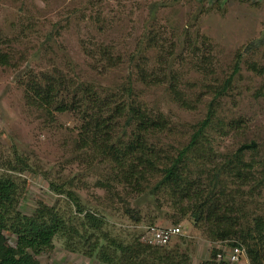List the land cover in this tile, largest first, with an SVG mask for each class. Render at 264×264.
I'll return each mask as SVG.
<instances>
[{
    "label": "rangeland",
    "instance_id": "374dc122",
    "mask_svg": "<svg viewBox=\"0 0 264 264\" xmlns=\"http://www.w3.org/2000/svg\"><path fill=\"white\" fill-rule=\"evenodd\" d=\"M0 31L9 39L4 49L13 56L10 65H0V172L12 174L20 183L18 208L23 213L33 214L41 203L56 206L74 217L83 232L82 217L96 212L104 225L93 240L108 233L125 243L143 241L149 225H180L182 233L161 247L188 252L191 264H208L214 249L238 242L237 238L211 239L208 225L196 227L188 214L176 224L180 213L166 194L138 206L135 194H128L118 183L111 182L116 194L100 186L98 181L110 182L111 169L105 161L76 149L81 127L78 116L55 112L50 117L29 105L26 87L19 79L27 81L31 74L57 68L69 78L117 91L130 75L136 77L138 64L149 60L155 65L174 45L181 53L176 54L177 62L182 61L176 63L182 74L180 86L194 99L195 108L181 106L165 86L144 89L150 105L172 121L171 131L161 135V145L176 152L189 143L194 126L207 117L214 87L233 75L241 52L240 69L220 102L217 99L214 122L202 142L212 149L211 161H223L243 143L255 141L257 148L247 151L245 160H255L254 171L260 176L264 166V0H0ZM188 32L192 34L188 40L197 39L198 52L181 45L183 33ZM149 39H154L153 47H148ZM181 47L186 50L182 52ZM105 48L122 57L121 66L105 64L100 53ZM201 57H210L211 64L204 67ZM253 63L263 72L253 69ZM117 131L122 133L123 126ZM202 170L193 178L202 175ZM213 171L205 169L201 179L208 183ZM220 179L226 182L228 195L235 194L237 202L245 204L242 213L248 217L241 218L244 225L257 215L264 216V186L253 187L252 182L240 186L227 173ZM68 190L77 193L85 212L78 211ZM127 206L141 211V221L126 214ZM5 233L15 245L16 235ZM36 257L44 264H106L85 250L68 249L61 234L54 237L53 247ZM231 264L251 263L247 256Z\"/></svg>",
    "mask_w": 264,
    "mask_h": 264
},
{
    "label": "trees",
    "instance_id": "16d2710c",
    "mask_svg": "<svg viewBox=\"0 0 264 264\" xmlns=\"http://www.w3.org/2000/svg\"><path fill=\"white\" fill-rule=\"evenodd\" d=\"M182 36L185 37L182 46L187 45L191 52L199 51L197 39L188 40L192 38L190 32ZM198 37L205 39L199 33ZM153 40L149 39L148 47H153ZM8 45L9 39L0 31V65L7 66L12 62L11 52L4 49ZM173 47L165 51L155 65H151L149 60L138 64L136 77L130 75L117 91L96 88L94 83L83 79L69 78L57 68L50 73L31 74L27 81L21 77L19 80L26 87L29 105L50 117H54L55 112H73L78 116L81 127L75 139L76 149L85 151L88 157L91 153L94 159L105 161L111 169L108 173L110 182L98 181L100 186L108 187L114 193L111 182L118 183L128 194H135L138 206L166 194L180 213L176 224L188 214L196 227L200 228L202 223L208 225L211 239L224 241L237 238L246 247L251 264H264V216L257 215L244 225L241 218L248 217L242 213L245 204L238 203L235 194L228 195L226 182L220 179L221 174L227 173L237 179L240 186L252 182L253 187H263L264 166L258 176L254 171L257 169L255 160H245L246 152L257 148V143H243L225 160L211 161L214 157L212 149L202 142L207 128L214 122L217 99L220 102V97L230 89L232 78L240 69L241 52L238 53L233 75L222 85L214 87L207 117L194 126L189 143L175 152L161 145V135L171 131L172 121L163 111L150 105L144 89L165 86L181 106L195 108L194 99L180 86L182 74L176 70V63L182 61L177 62L176 54L181 53ZM181 48L182 52L186 50ZM100 53L109 67L121 66L120 55L114 56L107 48L101 49ZM138 53L139 50L131 57ZM199 61L201 64L204 62V67L211 64L210 57L204 60L201 57ZM196 66L200 68L201 65L198 63ZM252 68L263 72V68H258L255 63ZM119 125L123 126L122 133L117 131ZM23 163L28 166L25 160ZM200 169H203L202 175L193 178ZM205 169H214L208 176V183L201 179ZM14 170H24V167H14ZM20 191V183L12 174L0 172V264H44L36 254L53 247L57 234L65 237L68 249L85 250L88 256H97L106 264H191L190 254L179 248L168 251L140 239L125 243L111 238L108 233L93 240L94 235L103 232L104 225L103 218L96 212H87L82 217L80 226L85 229L83 232L74 217L66 215L56 206L41 203L33 214H25L18 208ZM68 195L78 211L85 212L77 193L68 190ZM117 195L120 196V192ZM126 214L136 221L143 218L141 211L131 206H127ZM6 231L16 235L15 245L9 242ZM102 240H107V245ZM238 242L231 245L241 244ZM218 252L219 249H214L208 264H231L226 259L219 261Z\"/></svg>",
    "mask_w": 264,
    "mask_h": 264
},
{
    "label": "built area",
    "instance_id": "2783aa9c",
    "mask_svg": "<svg viewBox=\"0 0 264 264\" xmlns=\"http://www.w3.org/2000/svg\"><path fill=\"white\" fill-rule=\"evenodd\" d=\"M181 233L182 228L180 225L160 226L153 224L145 228L143 241L149 245L163 246L168 244L174 236ZM217 257L219 261L226 259L231 263L241 262L243 258L247 259V249L242 244L220 247Z\"/></svg>",
    "mask_w": 264,
    "mask_h": 264
}]
</instances>
